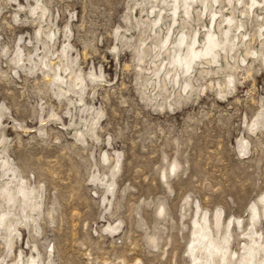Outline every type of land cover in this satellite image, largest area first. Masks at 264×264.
I'll use <instances>...</instances> for the list:
<instances>
[{
	"label": "rangeland",
	"instance_id": "374dc122",
	"mask_svg": "<svg viewBox=\"0 0 264 264\" xmlns=\"http://www.w3.org/2000/svg\"><path fill=\"white\" fill-rule=\"evenodd\" d=\"M230 1L218 3L226 15ZM243 1L233 16L248 46L228 64L221 56V69L195 70L189 92L152 74L170 61L151 49L165 34L151 31L154 0H0V150L13 165L0 167V181L23 180L39 205L13 207V245L0 228V264L20 255L21 264H195L194 221L204 216L240 256L252 203L264 241V10L241 15ZM208 22L195 10L186 31ZM66 43L76 107L40 65L47 55L58 64Z\"/></svg>",
	"mask_w": 264,
	"mask_h": 264
},
{
	"label": "bare ground",
	"instance_id": "6f19581e",
	"mask_svg": "<svg viewBox=\"0 0 264 264\" xmlns=\"http://www.w3.org/2000/svg\"><path fill=\"white\" fill-rule=\"evenodd\" d=\"M159 1L163 5V7L162 9L160 8L157 11L156 3L158 4ZM232 1H230V5H232L233 7L232 11L231 13H229V15L228 14L226 15L223 12L224 9H222L221 7H219L220 5H218L219 0H154L155 4L152 5L151 6L152 9H150L151 15L153 16V18L150 20L152 25L151 31L153 32L154 35H156L158 32L160 33L163 31H165L164 32L165 34L159 41L160 45H152L153 47L150 46V48L152 47L151 49L155 52L156 56L157 55L159 56L160 51H164L165 53H168L170 56V61L169 59H166L169 62L167 61L165 64L162 65L160 64V66H158L152 74L158 77L160 73H163V75L166 76L167 78L166 80H169V82L172 83L173 85H176L181 89L183 87L184 91H186L187 89L188 91L189 90L191 91V89L193 90L192 87L194 86L192 83L193 80L192 77H194L193 73L195 72V70H197V72L200 74L209 73L213 67L214 68L220 67L219 58L221 56H223L226 61L229 59V57L231 59H235L234 52L237 51V48L240 47V45L248 46L247 44L248 34L244 32V27H245L244 22L236 18L235 17L236 15L233 16L234 9H237L235 8L236 5L237 4L242 5L244 1L242 2V0H237L236 3H233L234 5L232 4ZM37 3L38 6L42 7L39 1H37ZM196 5L199 6L198 9H195ZM244 5L247 9L241 10L239 12L241 15L247 14L249 16V14H253L257 18H259L260 15L259 13H257V10L259 9L264 10V0H249L248 2H245ZM165 7L167 8L169 7L167 11L170 10L169 19H171V22L168 23L165 28H163L164 27L163 23L165 22V17H166ZM195 10L199 14V16L203 15V17L205 16V18H208L209 22L207 25L203 24L202 29L198 27L192 29L191 31H186V25L190 24V21L192 20L193 11ZM156 11L158 12V14L156 13ZM42 16H45V14L42 13ZM262 18L263 17H261V19ZM216 28H218L219 30V31L217 30L218 32L215 31ZM259 28H261L260 29L261 32L259 31L260 36L262 37L261 39L264 40V32H262L264 31V25H260ZM39 33H41V28L38 30V34ZM176 33H177L176 39L173 40V37L175 36ZM201 35L202 37L204 36V39L202 41L200 40ZM54 36L56 35L54 34ZM47 38L49 39V42H52L51 41L52 38L50 39V35ZM68 46H69L68 44L64 45L61 51L59 52V54H57L58 64H56V62H52L51 58L47 57L48 55L44 57V60L40 64L42 67L50 71L51 70L53 71V79L57 82L56 87L60 92H62L60 93V95L64 97H68V96L70 97V94H72V87L70 88L71 86L70 83H72V79H73L72 67L70 65H66L65 63L66 60L65 55H68V51H69ZM255 53L257 54L256 51ZM249 54L250 52L246 50L245 55H249ZM261 55L263 58L264 53H262ZM240 60L244 63L245 62L247 63L246 57H244V55L243 57L240 58ZM17 62H19L18 58H17ZM226 63L228 64V61ZM236 63L238 65V62ZM233 67L234 66H231L230 68ZM230 76L231 75H229L228 77ZM80 78L76 77L77 85L76 84L75 85L78 87V90L76 92L74 91L75 93L78 94L79 92H81L80 90L82 89V86H84L83 81ZM233 81L229 79V84L231 85ZM220 94L223 96L222 91H220ZM69 97H68L69 104L71 106L72 104L75 106V103H72L73 102L72 97L70 98ZM79 102H81V98ZM255 125L256 122H254V126ZM21 131H26V130L21 129ZM80 135L82 136L83 133L80 132L79 136ZM1 143L2 142L0 141V144ZM245 151H247L246 148ZM0 158H1L0 167H2L5 171V169L10 167L12 163L10 165L9 161L7 160V157L3 154L1 150H0ZM175 166H177V164ZM172 169L174 170V168ZM12 172L13 175H15L16 171L13 170ZM5 175L3 174L2 176ZM6 177L5 179H7ZM0 179H1V175H0ZM27 189L28 187L26 186V183L23 180L17 179L16 183L13 181H5L3 183L2 182L0 183V195L3 196L2 202H0V204L1 206L4 204L5 206H8L7 209L5 208L3 211L0 212V228H3L7 224H9L10 222V219H8L9 214L12 215L16 214V212L15 214L14 212H12V209L13 207H15L18 201L19 204H17V207L19 205V207H21L20 209H22L23 212H26L27 209L32 211L34 207L39 206L38 203L35 202L33 197L35 191L33 192L34 194L32 195L31 191L27 192L28 191ZM260 201L263 202L264 204V196L260 198ZM162 213H163V208L161 209L159 208L158 214L161 215ZM25 214L23 218L27 220L29 216ZM249 214H250V218H249L250 227L248 232L245 233V235L248 237L249 242L243 244L242 248L244 251L243 254H241L240 256H238L236 252H233V250H231L229 247L230 235L225 236V238L221 240L217 239L213 229L209 225V220L207 219L206 216L202 218V223L198 220H195L194 229H193L194 239L192 238L193 241L189 248V254L193 260L192 263L264 264V241L261 242L259 240L260 236L254 229L255 223L260 218V212L257 208L256 203L251 204L249 208ZM262 215H264V210L262 212ZM32 221L34 222V220ZM220 221H221V217H217L215 221L216 234H218L219 231H221L219 226L221 224ZM231 223L233 222L231 221ZM234 223L239 227L241 226L240 219L239 220L236 219ZM14 231L15 228L13 224L12 225L10 224V226L6 229V235L8 236V239L6 241L7 244L6 247L8 250H10L13 245L12 238L15 233ZM256 236H258V238H256ZM18 262L20 264L23 262V257L21 255L18 258ZM28 264H36V262L30 260L28 261Z\"/></svg>",
	"mask_w": 264,
	"mask_h": 264
}]
</instances>
